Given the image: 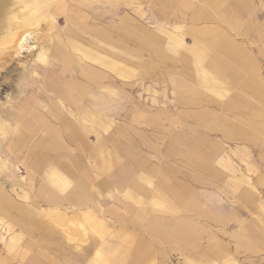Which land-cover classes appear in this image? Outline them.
I'll return each instance as SVG.
<instances>
[{"label": "rangeland", "instance_id": "374dc122", "mask_svg": "<svg viewBox=\"0 0 264 264\" xmlns=\"http://www.w3.org/2000/svg\"><path fill=\"white\" fill-rule=\"evenodd\" d=\"M47 2L1 1L39 18L0 60V264H264V0ZM133 21L226 50H111Z\"/></svg>", "mask_w": 264, "mask_h": 264}, {"label": "crops", "instance_id": "0c3cea01", "mask_svg": "<svg viewBox=\"0 0 264 264\" xmlns=\"http://www.w3.org/2000/svg\"><path fill=\"white\" fill-rule=\"evenodd\" d=\"M252 11H254L253 5L246 7V9L243 8V10L240 11V15L236 16V18H238V19H236L235 22H237V23L244 22L243 16L246 15L247 17H249L252 14ZM219 21L221 23H223V21L220 18H219ZM133 24H135L136 26H139V28L141 30H146V31L150 32L151 34H148L146 31L145 32L140 31V34L137 35V37L139 38V41L137 42L136 38H133V36L131 35L132 34L131 30L129 31L127 29H123V31H121V33L116 34V32L111 29V50H116L119 47H122L123 48L122 50H129L132 48V47H130V45L132 43H135L136 47H138V50H157L158 54L160 55L161 53L159 50H163V46H164L163 36H165L166 39L168 40V43L166 44V46L169 48V50H190L193 52V55L196 58L198 57L197 59L199 61L204 60V58L206 57L207 52H209V50H226L224 46L222 47V46L214 45L215 48L212 47L211 41L214 37H217V38L222 37L221 39H224L226 36H228L227 34L219 33L217 35H213L210 32H207L205 34L209 35L208 38L202 40L198 36L199 33H192V32H189L187 34L185 33V35L189 36L190 40L194 44V45H192V47H187V46L183 45L182 35H179V37L174 35V34H171V36H168L165 33L166 31H164L163 29H162L163 32H160L159 31L160 29H158L156 32H151V31L147 30V28H145L142 25H140L139 23H137L136 21H133ZM176 31L179 32V30H176ZM98 33L100 34L103 32L98 31ZM101 35L103 36V34H101ZM153 40H155V41L153 42ZM150 42H151V44H150ZM77 47L80 50L81 49L87 50V49H85L79 45H77ZM216 47H218V48H216ZM242 47H245V46L242 45ZM241 50H247V49L241 48ZM210 54H211V56H214V55H216V52H213ZM180 60H182L181 57H180ZM124 70H128V69L124 68ZM183 87H184V90L187 91L188 93L190 92V94H195V95L198 94V91L196 90V88L193 87V85H189V84L181 85V88H183ZM114 149L116 150L115 147H114ZM119 152H120V150L117 152L120 155L121 153H119ZM128 153L129 152H125L123 154L127 156ZM83 225H84L83 223L78 224V226H82V227H83ZM79 229L82 231L81 227H79ZM75 231H78V230H75ZM181 237L182 236H180L179 238H181ZM78 240L79 239H77V242H80ZM76 246L79 247V244ZM101 250L103 252L98 251L97 253L92 254V257L90 258V260L88 261L87 264H132V263L136 264L139 261V259L141 258L140 255H130V254H126V253L124 255H122V254H118V255L112 254L111 255V252L109 254H107L106 252H104L103 249H101ZM17 260H18L19 264H61L63 262L62 259H52V257L50 258L47 255L19 256L17 258ZM73 262L76 263V261H73ZM73 262H71V264Z\"/></svg>", "mask_w": 264, "mask_h": 264}, {"label": "bare ground", "instance_id": "6f19581e", "mask_svg": "<svg viewBox=\"0 0 264 264\" xmlns=\"http://www.w3.org/2000/svg\"><path fill=\"white\" fill-rule=\"evenodd\" d=\"M1 1L2 0H0V9H1V5L3 4V3L1 4ZM50 1L51 0H48L47 3L49 4ZM6 6L8 7V5ZM5 9H3V11L5 12V13L3 12L4 15H2L3 20H1L0 22V31L3 34V36H0V60H2L3 55L14 53V51L18 50V47L22 43V39L26 37L27 36L26 34L36 25V20L39 18V14H38L39 12L37 13V11H35L34 9H31L30 12H28V14L21 20L16 17L17 14L16 16L12 14L11 15L9 14L7 16V13L10 12L5 11ZM20 14L19 16H21ZM14 47L16 50H11V48Z\"/></svg>", "mask_w": 264, "mask_h": 264}]
</instances>
